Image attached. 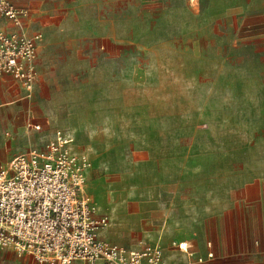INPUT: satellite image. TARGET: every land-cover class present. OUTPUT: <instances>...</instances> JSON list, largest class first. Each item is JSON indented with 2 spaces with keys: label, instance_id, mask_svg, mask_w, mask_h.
Instances as JSON below:
<instances>
[{
  "label": "rangeland",
  "instance_id": "374dc122",
  "mask_svg": "<svg viewBox=\"0 0 264 264\" xmlns=\"http://www.w3.org/2000/svg\"><path fill=\"white\" fill-rule=\"evenodd\" d=\"M29 7L38 77L27 96L0 76V166L63 131L90 160L83 190L107 217L102 239L171 255L186 236L214 243L207 264H262L264 0ZM0 264L37 263L6 248Z\"/></svg>",
  "mask_w": 264,
  "mask_h": 264
},
{
  "label": "built area",
  "instance_id": "2783aa9c",
  "mask_svg": "<svg viewBox=\"0 0 264 264\" xmlns=\"http://www.w3.org/2000/svg\"><path fill=\"white\" fill-rule=\"evenodd\" d=\"M29 14L25 6L0 0V17L13 27L0 30V76L12 79L27 96L38 77L35 60L42 40L40 31L26 25ZM25 128L41 131L32 120ZM90 170L89 158L74 151L60 130L43 146L9 159L0 167V249L30 255L37 264H168L157 242L126 247L98 235L107 217L95 214L92 197L84 193ZM172 244L186 257L181 264L214 258L211 241L204 257L196 256L187 242Z\"/></svg>",
  "mask_w": 264,
  "mask_h": 264
},
{
  "label": "crops",
  "instance_id": "0c3cea01",
  "mask_svg": "<svg viewBox=\"0 0 264 264\" xmlns=\"http://www.w3.org/2000/svg\"><path fill=\"white\" fill-rule=\"evenodd\" d=\"M12 2H14L15 4H17V5H21V6H25V7H27L28 9H29V19L26 21V25L31 29V30H37V31H40L41 33H42V35H43V28L42 27H40V26H38L36 23H35V21H33L32 20V14H31V10H30V7H29V4L31 3V0H11ZM1 20V19H0ZM4 21V26L5 27H2L3 29H1V30H4V31H9V30H11L13 27L11 26V25H9L8 24V22L7 21H5V20H3ZM10 27V28H9ZM43 38V37H42ZM41 42H42V40H41ZM40 42V43H41ZM39 43V44H40ZM39 46V45H38ZM37 66V65H36ZM37 68H38V66H37ZM38 70V69H37ZM9 78V77H8ZM12 80V79H11ZM13 81V80H12ZM14 82V81H13ZM14 84H16L19 88H21L16 82H14ZM21 90H23L22 88H21ZM24 91V90H23ZM25 92V91H24ZM28 120H32V121H34V122H37V121H35V120H33V119H27L26 121H28ZM26 121H25V123H26ZM25 123H24V127H25ZM37 123H39V122H37ZM40 124V123H39ZM41 125V124H40ZM42 126V125H41ZM25 130H26V128H25ZM27 132H34V133H39V132H42V130L41 131H39V132H35V131H29V130H26ZM40 134V133H39ZM38 134V135H39ZM50 138H49V136H46V138H45V140L44 141H42V142H33V141H28V142H24V144H23V149H20V151L21 150H24L25 148H28V147H30L31 148V146L32 147H41V146H43L44 145V143L45 142H47L48 140H49ZM34 145H36V146H34ZM17 153V152H16ZM24 153V152H23ZM19 154H21V153H19ZM18 155V154H17ZM16 156V155H15ZM12 157H14V156H12ZM12 157H10V158H6V160H5V162H3L2 164H1V166L0 167H2V166H4L5 165V163L9 160V159H11ZM100 196H102L101 194H99ZM101 201V200H100ZM264 234V233H263ZM106 240V239H105ZM207 241H211V240H207ZM207 241H205V243H203L202 242V240L201 239H188V238H186V236H182V238L181 239H179V240H175V241H172V243H177V242H187L188 243V245L190 246V248H191V250L194 252V254L196 255V256H201V257H204L205 256V254H206V246H205V244H206V242ZM149 242H157V243H159L162 247H163V249H164V255H165V258H166V260H167V262H168V264H181L182 262H184L185 260H186V257H185V255H183L182 253H180L175 247H173L172 245V243H171V247H172V249H171V252H172V254L170 255V254H168V250H166V248L164 247V244H162L160 241H149ZM212 242V241H211ZM213 243V242H212ZM136 247V246H135ZM213 252H214V257H215V246H214V243H213ZM214 260V258L213 259H211V260H208V261H206L205 263H203V264H207V263H211L212 261ZM262 264H264V261H263V263Z\"/></svg>",
  "mask_w": 264,
  "mask_h": 264
},
{
  "label": "bare ground",
  "instance_id": "6f19581e",
  "mask_svg": "<svg viewBox=\"0 0 264 264\" xmlns=\"http://www.w3.org/2000/svg\"><path fill=\"white\" fill-rule=\"evenodd\" d=\"M96 209H97V208H96ZM94 211H95V214H96V210H95V207H94ZM106 225H107V224H106ZM100 230H101V229H100ZM100 230H99V231H100Z\"/></svg>",
  "mask_w": 264,
  "mask_h": 264
}]
</instances>
